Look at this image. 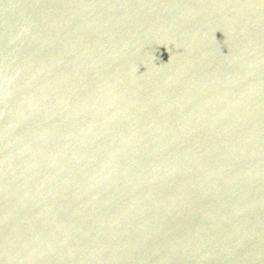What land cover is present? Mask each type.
Segmentation results:
<instances>
[{"label":"water","instance_id":"obj_1","mask_svg":"<svg viewBox=\"0 0 264 264\" xmlns=\"http://www.w3.org/2000/svg\"><path fill=\"white\" fill-rule=\"evenodd\" d=\"M0 264H264V0H0Z\"/></svg>","mask_w":264,"mask_h":264}]
</instances>
